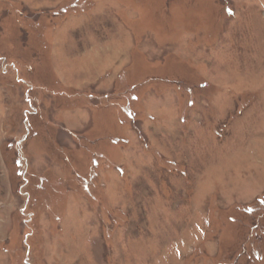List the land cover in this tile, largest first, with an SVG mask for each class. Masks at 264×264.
I'll use <instances>...</instances> for the list:
<instances>
[{
    "label": "rangeland",
    "instance_id": "rangeland-1",
    "mask_svg": "<svg viewBox=\"0 0 264 264\" xmlns=\"http://www.w3.org/2000/svg\"><path fill=\"white\" fill-rule=\"evenodd\" d=\"M0 264H264V0H0Z\"/></svg>",
    "mask_w": 264,
    "mask_h": 264
}]
</instances>
